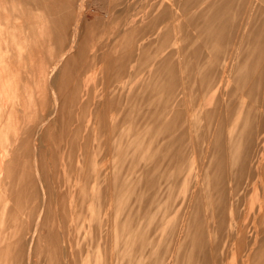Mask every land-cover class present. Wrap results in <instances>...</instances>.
Wrapping results in <instances>:
<instances>
[{"label": "bare ground", "instance_id": "bare-ground-1", "mask_svg": "<svg viewBox=\"0 0 264 264\" xmlns=\"http://www.w3.org/2000/svg\"><path fill=\"white\" fill-rule=\"evenodd\" d=\"M167 1L116 0L111 15L106 0L95 2L119 22L103 45L109 52L92 59L119 84L107 98L120 108L110 110L136 137L123 152V138L112 139L119 146L107 180L117 205L109 217L119 225L89 230L87 246L108 238L106 254L89 264H264V0ZM84 5L78 0L74 14ZM144 159L136 180L129 169ZM141 200L147 221L133 233Z\"/></svg>", "mask_w": 264, "mask_h": 264}, {"label": "rangeland", "instance_id": "rangeland-1", "mask_svg": "<svg viewBox=\"0 0 264 264\" xmlns=\"http://www.w3.org/2000/svg\"><path fill=\"white\" fill-rule=\"evenodd\" d=\"M77 1L0 0V264H89L92 256L106 254L108 240L100 234L87 246L89 230L99 222L109 230L119 225L109 217L117 205L116 187L107 180L119 146L112 139L123 138V152L136 130L110 110L120 108L107 98L119 84L108 83L101 63L92 59L109 52L103 45L114 38L119 20L106 18L95 5L100 0H85L83 13L74 14ZM115 1L106 0L110 15ZM168 139L163 136L157 145ZM145 160L143 167L130 166L136 180L148 168ZM140 202L133 233L147 221ZM169 216L159 218L166 223ZM236 234L233 227L225 247H232Z\"/></svg>", "mask_w": 264, "mask_h": 264}]
</instances>
